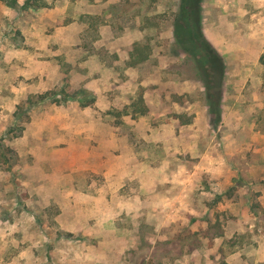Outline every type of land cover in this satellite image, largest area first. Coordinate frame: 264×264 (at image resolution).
Here are the masks:
<instances>
[{
    "label": "rangeland",
    "instance_id": "374dc122",
    "mask_svg": "<svg viewBox=\"0 0 264 264\" xmlns=\"http://www.w3.org/2000/svg\"><path fill=\"white\" fill-rule=\"evenodd\" d=\"M177 3L0 0V264H264V0L202 1L218 120Z\"/></svg>",
    "mask_w": 264,
    "mask_h": 264
},
{
    "label": "trees",
    "instance_id": "16d2710c",
    "mask_svg": "<svg viewBox=\"0 0 264 264\" xmlns=\"http://www.w3.org/2000/svg\"><path fill=\"white\" fill-rule=\"evenodd\" d=\"M202 1L203 0H178L177 10L173 18L172 32L175 47L186 55V59L192 64L191 71L197 79L202 82L204 88V100L208 112L215 118L220 116V101L223 87L224 65L221 56L206 40L202 32ZM28 6H39L32 3ZM62 99L54 102L60 104L70 100L77 102L80 107L85 108L92 105L94 97L88 91L79 89L74 93H66L61 90ZM56 92L48 91L37 95L38 102L49 98H56ZM31 99L28 97V101ZM22 129H18L20 136ZM3 149V148H2ZM9 150V149H3ZM2 154V153H1Z\"/></svg>",
    "mask_w": 264,
    "mask_h": 264
}]
</instances>
